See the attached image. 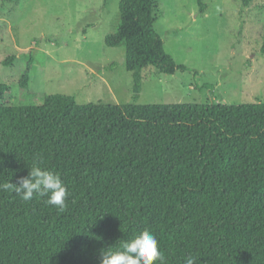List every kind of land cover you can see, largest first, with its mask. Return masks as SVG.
I'll list each match as a JSON object with an SVG mask.
<instances>
[{
	"label": "trees",
	"instance_id": "obj_1",
	"mask_svg": "<svg viewBox=\"0 0 264 264\" xmlns=\"http://www.w3.org/2000/svg\"><path fill=\"white\" fill-rule=\"evenodd\" d=\"M119 11L105 44L125 43L137 99L146 67L187 68L154 27L155 0H120ZM7 90L0 83V184L17 183L39 158L70 196L59 212L47 197L0 190V264H100L104 248L145 229L168 264L189 255L264 264V103L80 104L52 94L33 107L5 102Z\"/></svg>",
	"mask_w": 264,
	"mask_h": 264
},
{
	"label": "rangeland",
	"instance_id": "obj_2",
	"mask_svg": "<svg viewBox=\"0 0 264 264\" xmlns=\"http://www.w3.org/2000/svg\"><path fill=\"white\" fill-rule=\"evenodd\" d=\"M119 1L0 0L4 101L38 107L45 95L64 94L80 104L264 103V0H155L154 27L187 69L146 67L137 99L125 43L105 44L120 22Z\"/></svg>",
	"mask_w": 264,
	"mask_h": 264
},
{
	"label": "clouds",
	"instance_id": "obj_3",
	"mask_svg": "<svg viewBox=\"0 0 264 264\" xmlns=\"http://www.w3.org/2000/svg\"><path fill=\"white\" fill-rule=\"evenodd\" d=\"M41 160L35 158L28 166L27 176H22L17 183L9 180L0 184V190L15 193L22 201H31L34 197L44 198L46 205L54 206L59 212L67 208L70 192L59 173L41 167ZM100 264H168V260L156 236L148 229L143 230L131 240L125 241L120 249L111 246L101 252ZM184 264H198V257L189 255Z\"/></svg>",
	"mask_w": 264,
	"mask_h": 264
}]
</instances>
